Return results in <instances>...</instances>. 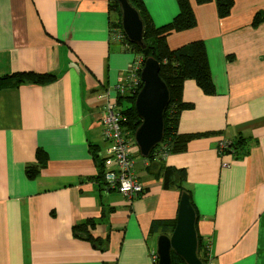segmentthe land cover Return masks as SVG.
Wrapping results in <instances>:
<instances>
[{
  "label": "crops",
  "instance_id": "0c3cea01",
  "mask_svg": "<svg viewBox=\"0 0 264 264\" xmlns=\"http://www.w3.org/2000/svg\"><path fill=\"white\" fill-rule=\"evenodd\" d=\"M108 1L0 0V76L58 75L0 91V264H158L150 224L176 219L182 194L164 189L135 150L145 193L130 203L99 182L90 152L98 144L107 157L99 112L116 98L135 57L110 50ZM144 1L158 25L179 10L177 0ZM191 4L197 25L171 33L167 42L170 48L206 42L217 93L206 95L186 80L183 99L193 107L181 113L178 130L221 132L191 139L166 163L187 170L197 236L208 248L202 256L210 257L204 264H264V16L254 21L264 0H235L223 18L214 2ZM240 134L251 137L250 153L223 154L221 142ZM38 147L47 150L48 163L31 180L25 167ZM103 209L108 214L91 230L109 238L100 250L75 237L73 227L100 218Z\"/></svg>",
  "mask_w": 264,
  "mask_h": 264
},
{
  "label": "trees",
  "instance_id": "16d2710c",
  "mask_svg": "<svg viewBox=\"0 0 264 264\" xmlns=\"http://www.w3.org/2000/svg\"><path fill=\"white\" fill-rule=\"evenodd\" d=\"M130 3L139 11L143 21V45L130 42L124 36L122 31L121 13L119 4L116 0L108 1L109 35L110 50L131 52L135 55L134 63L139 64L138 74L147 58L152 57L159 63V75L169 90V102L164 110V131L162 141L156 145L148 156L143 157L145 161L144 168L147 173L162 180L164 189H177L180 194L187 192L190 202L195 208L191 193L187 190L184 183L187 181L188 173L186 168L168 165L166 156L169 154L180 153L186 150L187 144L191 139L218 134L221 130L206 131L199 133H180L178 130L181 113L193 107V103L186 102L183 99L184 82L188 79L194 80L206 95H215L217 93L211 70V61L206 42L202 39H196L176 48H170L167 37L173 32L183 31L193 28L197 25V17L191 4V0H177L179 10L174 18L164 24L157 25L144 0H129ZM197 4L214 2L219 18L228 16L234 6L235 0H195ZM264 11L255 14L254 21L258 23L263 19ZM58 75L54 72L39 73L36 71H15L11 74L0 76V91L10 88H17L25 84H46L57 80ZM142 80L138 85H132L125 93H117L115 98L119 110L123 112L126 118L122 125L130 138H134L136 129L142 120L135 109V98L140 88ZM251 137L239 135L237 139L226 142L223 154H231L233 159H239L250 153ZM90 152L96 160L99 182H104L103 173L106 169L105 158L99 154V145L90 144ZM35 162L27 164L25 175L28 179H35L48 163L47 150L38 147L35 153ZM138 175V173H137ZM139 179V177H138ZM140 181V180H139ZM141 182V181H140ZM104 187V186H103ZM109 188V187H108ZM113 189V188H110ZM117 191L116 189H113ZM120 193L119 191H117ZM145 187L143 185V194ZM124 196L122 193H120ZM143 194L141 196H143ZM140 196V197H141ZM127 200L126 196H124ZM128 201V200H127ZM132 203V202H130ZM108 210L103 209L100 218H88L83 222L77 223L73 227V235L91 242L96 248L104 250L109 241L108 236L99 238L91 233V230L104 219ZM176 219H154L150 224L149 233L158 236L160 234L170 235L175 227ZM101 222V221H100ZM198 238V255L203 264L208 260L202 250V239ZM202 253L203 256H202ZM157 259L154 260V263ZM184 261L172 253V264ZM109 264V263H105ZM186 264V263H185Z\"/></svg>",
  "mask_w": 264,
  "mask_h": 264
},
{
  "label": "water",
  "instance_id": "95a60500",
  "mask_svg": "<svg viewBox=\"0 0 264 264\" xmlns=\"http://www.w3.org/2000/svg\"><path fill=\"white\" fill-rule=\"evenodd\" d=\"M121 13L124 33L130 42L143 45V21L139 11L129 0H116ZM140 77L142 87L135 98V109L142 122L134 138L143 157L163 139L164 110L169 102V90L159 75V63L152 57L144 62ZM196 212L187 192L180 198L173 232L160 234L156 239L158 264H172V253L186 264H203L198 255Z\"/></svg>",
  "mask_w": 264,
  "mask_h": 264
},
{
  "label": "built area",
  "instance_id": "2783aa9c",
  "mask_svg": "<svg viewBox=\"0 0 264 264\" xmlns=\"http://www.w3.org/2000/svg\"><path fill=\"white\" fill-rule=\"evenodd\" d=\"M138 69V62L133 63L127 74L121 77L117 86L118 92L125 93L128 89L132 88V85L140 83L141 77L138 74ZM99 114L104 128V136L110 141L107 150L108 155L105 158L104 182L106 186L116 189L126 196L128 202H133L143 194V184L139 181L134 168L133 148L138 149V146L131 143L132 138L129 137V134L122 125L124 113L119 110L115 98L107 101L102 106ZM225 146L226 144L221 142L220 150L222 151ZM108 164H111V166H107ZM176 264L185 263L179 262ZM206 264L211 263L207 261Z\"/></svg>",
  "mask_w": 264,
  "mask_h": 264
},
{
  "label": "bare ground",
  "instance_id": "6f19581e",
  "mask_svg": "<svg viewBox=\"0 0 264 264\" xmlns=\"http://www.w3.org/2000/svg\"><path fill=\"white\" fill-rule=\"evenodd\" d=\"M123 117L126 118L125 114L123 115ZM105 139L110 143V141H109L107 138H105ZM223 142L226 144L225 141H223ZM132 148H133V147H132ZM135 150L138 151V152L140 153V150H139V149H134V148H133V151H134V152H135ZM166 157H167V156H166ZM134 168L136 169V162H134Z\"/></svg>",
  "mask_w": 264,
  "mask_h": 264
},
{
  "label": "rangeland",
  "instance_id": "374dc122",
  "mask_svg": "<svg viewBox=\"0 0 264 264\" xmlns=\"http://www.w3.org/2000/svg\"><path fill=\"white\" fill-rule=\"evenodd\" d=\"M158 25V24H157ZM132 144H136L137 145V143L135 142V138H133L132 139V142H131ZM108 144V143H107ZM138 146V145H137ZM138 149H139V147H138ZM141 153H139V155H140ZM107 155H108V153H107Z\"/></svg>",
  "mask_w": 264,
  "mask_h": 264
},
{
  "label": "clouds",
  "instance_id": "9594fccd",
  "mask_svg": "<svg viewBox=\"0 0 264 264\" xmlns=\"http://www.w3.org/2000/svg\"><path fill=\"white\" fill-rule=\"evenodd\" d=\"M122 31H123V28H122ZM123 33H124V31H123ZM124 36H126V34L124 33L123 34ZM126 38H127V36H126ZM128 40V39H127ZM135 60V59H134ZM133 63H134V61H133ZM144 65V64H143ZM142 70V69H141ZM140 73H141V71H140Z\"/></svg>",
  "mask_w": 264,
  "mask_h": 264
}]
</instances>
